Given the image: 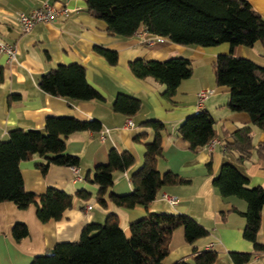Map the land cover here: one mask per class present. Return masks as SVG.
<instances>
[{
    "label": "crops",
    "instance_id": "obj_1",
    "mask_svg": "<svg viewBox=\"0 0 264 264\" xmlns=\"http://www.w3.org/2000/svg\"><path fill=\"white\" fill-rule=\"evenodd\" d=\"M247 1L264 18V0ZM45 3L67 8L69 15L53 23L38 24L30 33H22L18 14H30ZM0 35L18 50L15 60L0 52V141H7L9 133L15 129L44 131L46 118L50 116L74 117L81 121L97 119L104 127L101 133L78 132L67 139V152L80 158L78 170L82 180L77 179L71 167L51 165L43 174L39 166L45 159L39 156L20 163L26 191L42 195L49 188H56L75 199L73 207L61 220L47 223L39 220L35 206L21 210L15 203H1L0 264H31L36 256L53 250L59 243L79 241L85 226L103 223L110 214L119 217L120 226L128 237L130 225L149 213L188 215L210 232L207 238L190 244L185 239L184 228L175 230L166 264L192 261L196 250L216 251L217 264H234L231 252H254V244L244 238L247 221L240 213L246 212L247 203L236 197L223 198L213 186V179L225 163L237 166L250 179V188L264 186V161L258 158L256 151L240 164L239 154L228 147L231 135L248 126L253 129V146L264 142V131L253 125L247 113L228 109L230 88L216 85L213 63L217 56L230 53L229 44L210 48L181 46L165 38L163 43L156 41L149 45L148 40L158 36L148 33L144 27L131 38L110 36L107 24L88 12L86 0H0ZM95 46L118 52V65L111 66L95 53ZM235 54L264 68L261 43L253 48L239 46ZM176 57L191 60L193 75L181 83L173 102L162 97L164 85L153 78L140 80L129 69V63L135 59L165 61ZM71 64L85 67L88 83L104 96L105 102L70 101L52 96L39 87L42 75L60 65ZM206 89L215 91L203 110L215 120L216 140L220 143L214 147L208 144L194 153L178 130L188 117L196 114L197 94ZM119 94L142 101V108L135 117L114 112L113 102ZM128 119L134 122L133 128H126ZM150 120L166 125L158 170L162 174L177 175L190 184L163 187L147 207H118L110 196L132 193L131 176L144 164L146 143L155 138L154 130L141 126ZM138 135L145 136L137 140ZM112 148L130 152L136 165L128 172L115 173L114 185L104 197L106 205H102L98 201L99 187L86 181V176L97 165L107 163ZM79 191L88 192L89 198L77 197ZM164 194L177 197L179 203L170 205L163 199ZM88 206H92V210H88ZM17 223L25 224L29 231V236L20 242L13 236ZM258 242L264 245V215ZM248 264H264V253L256 255Z\"/></svg>",
    "mask_w": 264,
    "mask_h": 264
},
{
    "label": "trees",
    "instance_id": "obj_2",
    "mask_svg": "<svg viewBox=\"0 0 264 264\" xmlns=\"http://www.w3.org/2000/svg\"><path fill=\"white\" fill-rule=\"evenodd\" d=\"M88 12L105 22L110 36L131 38L141 27L158 37L169 39L181 46L204 48L229 44L228 54L217 56L213 63L216 85L229 87L228 109L234 113H247L253 125L264 131V68L235 54L239 46L253 48L264 46V18L247 0H86ZM95 53L111 66L119 62L118 52L95 46ZM132 74L140 79L153 78L165 86L162 97L173 102L184 80L193 75L192 62L176 57L165 61L135 59L129 63ZM39 87L46 93L70 101H100L104 96L92 87L86 78V69L80 64L60 65L39 79ZM142 108V101L125 94L117 95L113 102L115 113L135 117ZM215 120L205 110L188 117L178 134L196 153L216 139ZM155 132L154 141L146 143L143 166L132 174V193L125 196L111 195L118 207L134 209L147 207L156 200L165 186L189 185L170 172L158 170V160L163 152V122L150 120L141 124ZM101 121H81L74 117L46 118L44 131L15 129L7 141H0V204L15 203L19 209L35 206L37 217L43 223L58 221L71 209L75 197L65 191L49 188L36 195L25 189L20 163L34 156L45 159L40 165L46 174L51 165L78 168L80 158L67 152V139L78 132L101 133ZM145 135H138L141 140ZM230 149L239 154L238 163L245 162L255 150L264 161V142L253 146V129L244 127L232 135ZM136 165L135 157L128 151L112 148L108 161L88 172L86 181L99 187L98 201L106 205L107 191L113 187L115 173L128 172ZM250 179L237 166L225 163L213 186L223 198L236 197L247 203L246 212H240L247 221L244 238L254 244V252H231L234 264H248L264 253L258 242L264 215V186L250 188ZM90 194L79 191L77 197L87 199ZM184 228L185 239L194 244L210 236V232L188 215L149 213L130 225V236L120 226L119 217L110 214L103 223L84 227L77 242L59 243L43 255L36 256L31 264H166L170 254L172 235ZM13 236L20 242L29 236L25 224L13 227ZM218 253L213 250L194 251L192 261L181 260L174 264H217Z\"/></svg>",
    "mask_w": 264,
    "mask_h": 264
},
{
    "label": "built area",
    "instance_id": "obj_3",
    "mask_svg": "<svg viewBox=\"0 0 264 264\" xmlns=\"http://www.w3.org/2000/svg\"><path fill=\"white\" fill-rule=\"evenodd\" d=\"M69 15V10L67 8H56L51 6L48 3H45L41 8L33 10L30 14L19 13L18 20L21 27V31L24 34L30 33L38 24H49L56 22L58 19L65 18ZM156 41L163 43L164 38L158 37L157 39L148 40L149 45H153ZM0 52L8 56L10 60H15L18 50L17 46L6 42L3 37L0 35ZM215 93L214 90L206 89L201 90L197 94V109L198 112L204 109L206 101L213 96ZM135 126L132 119H128L126 122V128H133ZM106 138L102 135V141H105ZM220 142L216 139L212 140L209 145L211 147L216 146ZM74 172L77 175V179L82 180L81 175L79 174L78 168H74ZM163 199L172 206H176L179 203V199L175 196L164 194ZM88 210H92V206H88Z\"/></svg>",
    "mask_w": 264,
    "mask_h": 264
},
{
    "label": "rangeland",
    "instance_id": "obj_4",
    "mask_svg": "<svg viewBox=\"0 0 264 264\" xmlns=\"http://www.w3.org/2000/svg\"><path fill=\"white\" fill-rule=\"evenodd\" d=\"M210 72V71H209ZM212 74H213V71H212Z\"/></svg>",
    "mask_w": 264,
    "mask_h": 264
}]
</instances>
